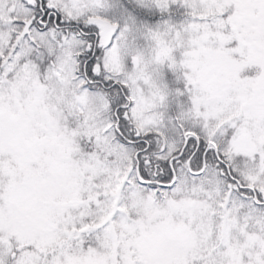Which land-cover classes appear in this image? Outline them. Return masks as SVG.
Wrapping results in <instances>:
<instances>
[{
	"label": "snow or ice",
	"instance_id": "6c2138e0",
	"mask_svg": "<svg viewBox=\"0 0 264 264\" xmlns=\"http://www.w3.org/2000/svg\"><path fill=\"white\" fill-rule=\"evenodd\" d=\"M0 264H264V0H0Z\"/></svg>",
	"mask_w": 264,
	"mask_h": 264
}]
</instances>
